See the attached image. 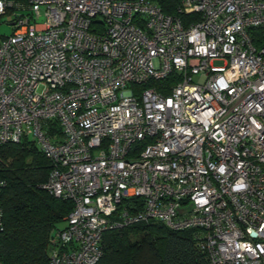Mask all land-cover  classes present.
<instances>
[{"label": "built area", "instance_id": "built-area-1", "mask_svg": "<svg viewBox=\"0 0 264 264\" xmlns=\"http://www.w3.org/2000/svg\"><path fill=\"white\" fill-rule=\"evenodd\" d=\"M12 8L0 144L35 142L41 188L72 203L48 264H96L106 231L148 222L191 231L210 264H264V0H181L187 24L151 0ZM172 74L165 95L141 87Z\"/></svg>", "mask_w": 264, "mask_h": 264}, {"label": "trees", "instance_id": "trees-1", "mask_svg": "<svg viewBox=\"0 0 264 264\" xmlns=\"http://www.w3.org/2000/svg\"><path fill=\"white\" fill-rule=\"evenodd\" d=\"M10 1L26 3V0ZM151 1L164 14L179 17L184 24L194 19L178 14L181 0ZM13 10L8 9L6 14ZM250 35L256 48L264 47L262 29H252ZM177 81L178 77L172 74L141 87H154L165 95ZM51 168V162L30 139L0 144V179L5 182L0 193L3 213L0 264H48L49 239L72 210L71 202L57 199L41 188ZM101 248L102 256L96 264H210L191 231H171L156 222L106 231L102 235Z\"/></svg>", "mask_w": 264, "mask_h": 264}, {"label": "rangeland", "instance_id": "rangeland-1", "mask_svg": "<svg viewBox=\"0 0 264 264\" xmlns=\"http://www.w3.org/2000/svg\"><path fill=\"white\" fill-rule=\"evenodd\" d=\"M26 11H16L17 16L24 15ZM14 19V16L11 14H6L1 16L0 18V35L1 36H9L12 32V21ZM43 19L40 18L38 23H42ZM197 78V77H196ZM195 78V80H196ZM66 226L65 222H62L61 224L57 225L56 229L61 230Z\"/></svg>", "mask_w": 264, "mask_h": 264}]
</instances>
